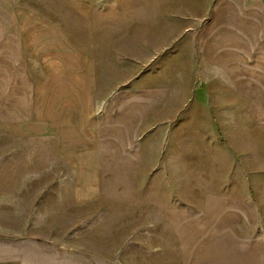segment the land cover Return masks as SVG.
Returning a JSON list of instances; mask_svg holds the SVG:
<instances>
[{
    "label": "rangeland",
    "instance_id": "rangeland-1",
    "mask_svg": "<svg viewBox=\"0 0 264 264\" xmlns=\"http://www.w3.org/2000/svg\"><path fill=\"white\" fill-rule=\"evenodd\" d=\"M95 3L100 193L0 127V264H264V0Z\"/></svg>",
    "mask_w": 264,
    "mask_h": 264
},
{
    "label": "crops",
    "instance_id": "crops-1",
    "mask_svg": "<svg viewBox=\"0 0 264 264\" xmlns=\"http://www.w3.org/2000/svg\"><path fill=\"white\" fill-rule=\"evenodd\" d=\"M95 4V0H0L2 134L8 139L53 136L55 155L77 175L75 205L100 193V164L93 149L96 73L92 13L101 9H95ZM78 130L92 134L62 135ZM83 172L89 173L86 182L94 196L77 200Z\"/></svg>",
    "mask_w": 264,
    "mask_h": 264
}]
</instances>
